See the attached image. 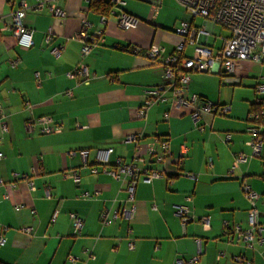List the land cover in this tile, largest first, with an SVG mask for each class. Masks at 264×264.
Here are the masks:
<instances>
[{"label":"crops","instance_id":"obj_1","mask_svg":"<svg viewBox=\"0 0 264 264\" xmlns=\"http://www.w3.org/2000/svg\"><path fill=\"white\" fill-rule=\"evenodd\" d=\"M21 1L0 0V101L5 112L0 117V152L5 156L0 159V178L5 182L0 185V231L7 227L0 259L7 264H175L177 258L186 264H246L234 260L241 256L252 264H264L260 236L247 245L233 232L236 222L248 226L251 202L242 190L246 181L260 196L257 208L264 235L263 164L252 157L235 165L239 152L252 153L246 129L256 83L251 81L250 89L243 81L246 67L255 62L237 63L239 83L224 73H191L185 98L196 95L219 107L197 124L193 107L175 104L172 89L164 101L149 107L144 118L137 114L147 88L163 82V60L148 57V48L162 44L167 53L193 56L195 50L188 53V44L179 50L184 38L176 29L184 20L206 27L210 34L198 43L214 50L229 31L212 41L217 24L191 15L176 0H163L156 15L150 2L126 0L125 10L138 18L129 29L118 24L121 9L113 8L102 23L103 14L91 11L88 0H50L66 12L63 18L49 6L34 9L35 0H23L28 5L23 22L33 30L34 40L27 47L18 42L11 25L12 12ZM83 15L92 23L91 32L104 31L99 45L86 56L77 38ZM57 42H64L65 48L54 57L51 48ZM132 47L141 51L135 53ZM80 63L89 67L88 81L69 75ZM222 106L229 107L226 115L221 114ZM40 117H51L62 130L45 134L36 125L29 132L26 122ZM4 123L7 131L2 129ZM129 134H143V142L170 141V154L157 165L163 176L137 183L132 218L122 214L133 204L128 181L115 179L100 162L110 147L113 159L131 161L135 144L124 141ZM82 150L89 152L86 160ZM71 171L77 172L79 182L65 176ZM21 175L34 182L35 190L17 177ZM14 181L16 186L11 187ZM181 204L195 213L186 225L174 212ZM72 212L83 220L77 233ZM202 216L210 218L208 229ZM225 221L230 226L227 232ZM26 226L32 227L31 234L22 230ZM196 238L201 239L202 252L197 261L189 262L197 250Z\"/></svg>","mask_w":264,"mask_h":264},{"label":"built area","instance_id":"obj_2","mask_svg":"<svg viewBox=\"0 0 264 264\" xmlns=\"http://www.w3.org/2000/svg\"><path fill=\"white\" fill-rule=\"evenodd\" d=\"M91 0H88L90 3ZM113 5L115 9H121L118 24L125 29L133 28L138 22V18L125 10L126 0H103ZM154 7V14L159 11L163 0H145ZM185 10L193 16H201L209 20L213 25L217 24L229 31V35L223 39L222 46L218 49H212L208 46L201 45L198 40L201 36H208L210 31L206 27H198L189 21H182L176 29V32L184 38L179 45L182 51L187 44L196 45L194 55L186 57L183 55H174L167 53L164 45H158L147 49L146 54L153 60L161 59L164 64L163 82L147 88V97L137 110L140 118H144L149 107L155 103L165 100V93L168 89H172L175 96V104L179 106L193 107L192 117L196 124L197 121L205 113L217 112L219 107L211 103L202 101L198 96L193 95L191 100H187L184 92L189 86L192 72H219L228 75V79H234L236 83L240 82V78L236 76L237 63L239 61H254L264 65V0H176ZM50 0H35L32 8L42 9L49 6L54 15L60 18L66 16V12L55 4H49ZM28 8L25 1H21L19 8L12 12V29L18 42L24 46L31 47L34 45L33 30L26 27L23 22V16ZM107 15H101V22H107ZM92 23L83 15L81 28L78 39L82 42V54L84 56L92 52L100 43L104 31L102 29L91 32ZM53 40L52 33L49 31L46 36V42L50 44ZM65 48L64 42H57L52 48L51 53L54 57H58ZM131 50L138 53L140 48L132 47ZM16 62H12L14 65ZM70 76H79L88 81L91 78L89 67L85 63H80L71 72ZM255 99L250 104L247 116V132L250 138L246 144L252 148V153L239 152L235 158V165L240 162L247 161L249 158L256 157L260 159L264 167V76H260L255 84ZM221 114L226 115L229 111L228 106L220 107ZM4 107L0 101V117H4ZM167 117L168 114H165ZM36 125H40L41 131L45 134L59 132L62 130V124L55 122L51 117L31 118L26 122L29 132H33ZM203 130L202 125H198ZM4 131L8 130V124L2 125ZM143 134H129L124 138L125 142L135 144L134 156L131 161H125L121 157L113 159L114 149L112 147L106 149L104 156L100 159L104 170L110 173L117 180H127L128 199L133 202L131 208H124L122 214L128 218H132L135 213V192L139 181L150 183L156 178L163 176L162 170L157 165L163 163L170 154V141L167 138L154 139L149 142H143ZM230 134L226 135L229 141ZM76 152H70L74 154ZM89 152L82 150L81 156L86 160ZM5 156L0 152V159ZM108 166V167H106ZM65 176L71 177L75 182H79L80 178L75 171L66 172ZM21 180L27 181L31 190H35L34 182L27 176H17ZM264 179V171L262 173ZM0 178V185L4 184ZM11 187L16 186V181L10 183ZM242 190L251 202L248 210V226L243 228L240 223L233 225V232L237 241L252 245L256 235L260 236L264 242L262 235L263 227L259 221V210L257 201L259 194L246 181L242 183ZM50 196L49 191L47 192ZM16 208H22V205H16ZM175 214L180 217L182 224L186 225L190 220L195 219V213L189 206L185 204L175 206ZM119 214V213H118ZM57 214H54V218ZM105 217L104 214L102 216ZM73 230L79 232L83 227V220L78 214L70 213ZM200 221L203 227H210V218L202 216ZM230 228L227 221L224 222V230ZM7 227H3L0 231V244H4L6 236L4 231ZM22 230L32 233V227L26 226ZM197 250L195 255L189 262H195L199 259L202 252V242L200 238L195 239ZM129 247L134 248V242H129ZM223 252H220L217 258H221ZM70 260H76V257L70 256ZM234 260L239 263L252 264L245 260L244 257L235 256ZM183 258H177L175 264H186Z\"/></svg>","mask_w":264,"mask_h":264},{"label":"rangeland","instance_id":"obj_3","mask_svg":"<svg viewBox=\"0 0 264 264\" xmlns=\"http://www.w3.org/2000/svg\"><path fill=\"white\" fill-rule=\"evenodd\" d=\"M127 1H128V3H132L135 0H127ZM178 8H179V6H178ZM221 32H222V34H219ZM227 33H228V31L226 29L223 30L222 27H220V25H216L215 34L210 36V39L213 41L214 39H216V36H217L218 37L217 39L219 40L220 37H222L223 35H226ZM195 46L196 45L188 44L187 52L189 53V52H192L193 50H195ZM245 72L247 74H244L245 79H244L243 83H244V85H247L246 88H250V89H252V87H248V86L251 83V81L256 83L257 79L260 76H264V68L260 64H257L256 62L255 63H249V65L245 69Z\"/></svg>","mask_w":264,"mask_h":264},{"label":"trees","instance_id":"obj_4","mask_svg":"<svg viewBox=\"0 0 264 264\" xmlns=\"http://www.w3.org/2000/svg\"><path fill=\"white\" fill-rule=\"evenodd\" d=\"M89 9L99 14L109 16L113 9V5L103 0H91ZM0 264H7V263L0 259Z\"/></svg>","mask_w":264,"mask_h":264}]
</instances>
